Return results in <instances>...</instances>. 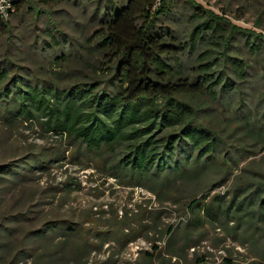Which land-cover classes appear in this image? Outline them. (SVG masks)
Masks as SVG:
<instances>
[{"label":"trees","instance_id":"1","mask_svg":"<svg viewBox=\"0 0 264 264\" xmlns=\"http://www.w3.org/2000/svg\"><path fill=\"white\" fill-rule=\"evenodd\" d=\"M69 1H18L7 20L0 18V47L17 39L13 21L27 15L37 21L46 13L36 2L56 7ZM176 7L177 0H128L120 8L98 2L92 17L97 30L80 44L85 54L77 58L90 74L63 86L54 78L41 81L6 50L0 61V121L9 128L28 123L66 135L79 153L106 163L111 176L156 195L197 191L214 177L232 179L226 194L187 196L191 218L167 231L166 254L176 258L172 264H209L204 254L188 262L185 253L209 225L225 233L224 242L231 238L248 251L243 262L229 256L222 264H264V174L234 173V153L207 116L225 99L232 106L228 96H239L251 81L250 70L264 81V33L193 0L182 18L175 16ZM178 19L192 29L189 38L175 25ZM50 22L54 26L44 30L49 41L38 35L31 45L50 54L57 68H70L79 48L72 51L66 32ZM242 115L248 135L264 141V126L257 128L260 122L250 113ZM53 156L32 154L23 164L0 169V180L26 178L22 170L44 171ZM145 254L140 264H167L160 248Z\"/></svg>","mask_w":264,"mask_h":264},{"label":"rangeland","instance_id":"2","mask_svg":"<svg viewBox=\"0 0 264 264\" xmlns=\"http://www.w3.org/2000/svg\"><path fill=\"white\" fill-rule=\"evenodd\" d=\"M106 1L70 0L56 7L36 2V9L46 13L37 21L27 15L24 21L12 22L17 39L10 45L1 44L0 61L7 50L17 65L29 68L41 81L54 78L63 86L75 78L82 79L90 72L77 60L85 54L79 46L97 30L92 17L98 2L101 7L109 4L120 8L128 0ZM187 1L177 0L176 17H184ZM193 1L224 15L232 23L264 33V0ZM50 21L66 32L72 51L79 48L72 57V69L57 68L49 63L50 54H42L31 45L38 35L49 41L44 30L53 25ZM170 25L173 27V23ZM175 25L189 38L192 29L186 23L178 19ZM235 45L239 49L242 44ZM256 72L249 71L251 81L242 85L239 96H228L233 101L231 107L225 99L207 114L223 136L228 152L234 153L233 169L237 176L243 175V171L252 172L245 175L264 174V141L248 135L244 127L246 116L242 115L250 113L260 122L257 128L264 126V81ZM50 152L54 156L46 170H22L26 178L0 180V264H140L145 252L153 253L156 247L161 249L167 264H172L176 258L166 254L167 231L183 226L191 218L187 196L226 194L232 188V179L226 182L220 176L197 191L174 190L172 195H156L111 176L106 163L79 153L77 144L66 135L45 132L28 123L9 128L0 121V169L23 164L32 154ZM197 235V245L186 249L188 262L195 254L206 255L209 264H222L229 256L237 263L249 257L247 249L231 238L224 242L225 233L219 228L207 225L203 236Z\"/></svg>","mask_w":264,"mask_h":264},{"label":"built area","instance_id":"3","mask_svg":"<svg viewBox=\"0 0 264 264\" xmlns=\"http://www.w3.org/2000/svg\"><path fill=\"white\" fill-rule=\"evenodd\" d=\"M20 0H0V18L7 20L14 11L15 4ZM160 3L162 0H157Z\"/></svg>","mask_w":264,"mask_h":264}]
</instances>
